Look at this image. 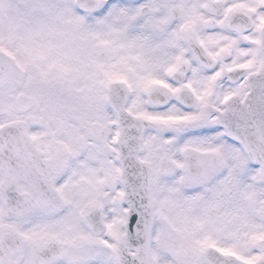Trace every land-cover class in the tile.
<instances>
[{
    "label": "snow or ice",
    "instance_id": "obj_1",
    "mask_svg": "<svg viewBox=\"0 0 264 264\" xmlns=\"http://www.w3.org/2000/svg\"><path fill=\"white\" fill-rule=\"evenodd\" d=\"M21 98L32 103L15 112ZM146 252L264 264V0H13L0 264H145Z\"/></svg>",
    "mask_w": 264,
    "mask_h": 264
},
{
    "label": "rangeland",
    "instance_id": "obj_2",
    "mask_svg": "<svg viewBox=\"0 0 264 264\" xmlns=\"http://www.w3.org/2000/svg\"><path fill=\"white\" fill-rule=\"evenodd\" d=\"M13 0H3V4H0V24H4L8 20L9 12L11 11V4ZM25 30V25L20 23L16 25V31L18 33H22ZM72 41L66 40L65 44L70 45ZM37 59H39V56L34 54L32 56L25 55L24 61L26 65L33 64ZM22 73V70H21ZM20 74V73H19ZM62 73L57 74V78L62 76ZM182 259V257H180Z\"/></svg>",
    "mask_w": 264,
    "mask_h": 264
},
{
    "label": "flooded vegetation",
    "instance_id": "obj_3",
    "mask_svg": "<svg viewBox=\"0 0 264 264\" xmlns=\"http://www.w3.org/2000/svg\"><path fill=\"white\" fill-rule=\"evenodd\" d=\"M141 52H140V55L143 56V57H148L149 60L151 59V57L155 54L156 52V49L155 48H149L147 46H145L142 42L141 44Z\"/></svg>",
    "mask_w": 264,
    "mask_h": 264
}]
</instances>
